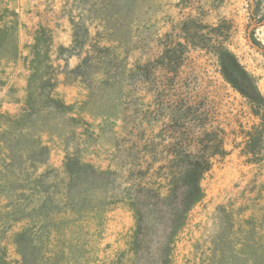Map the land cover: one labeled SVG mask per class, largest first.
Segmentation results:
<instances>
[{"label":"rangeland","instance_id":"1","mask_svg":"<svg viewBox=\"0 0 264 264\" xmlns=\"http://www.w3.org/2000/svg\"><path fill=\"white\" fill-rule=\"evenodd\" d=\"M248 16V0H0V264H264V106L217 57L264 97ZM215 133L227 154L176 220L134 199L168 192L173 138Z\"/></svg>","mask_w":264,"mask_h":264},{"label":"trees","instance_id":"2","mask_svg":"<svg viewBox=\"0 0 264 264\" xmlns=\"http://www.w3.org/2000/svg\"><path fill=\"white\" fill-rule=\"evenodd\" d=\"M248 21L245 25V37L247 42L255 50L264 55V44L255 37V30L264 24V12H260L258 1L248 0ZM219 72L222 78L233 89L238 91L254 107L264 106V97L260 93L252 76L243 68L238 59L229 49L222 47L218 52ZM198 111L191 103L185 111L186 118L194 117ZM191 115V116H189ZM179 128V126H176ZM180 132L181 130L175 129ZM176 131V132H177ZM183 131H181L182 133ZM251 134L246 133L243 138L244 146L242 153L251 157V161L258 162L259 152L255 149V138H250ZM172 149L174 157L169 162L172 169L169 176V188L166 195L161 196L154 189L138 186L133 195L134 199L143 201V193L151 197V209H157L159 202H168L175 206L173 220H176L180 213V207L189 209L195 202L202 197L200 179L202 175L210 170L212 159L216 155L224 156L227 154L224 147L225 138H221L215 133V138H173ZM201 146V147H200Z\"/></svg>","mask_w":264,"mask_h":264}]
</instances>
